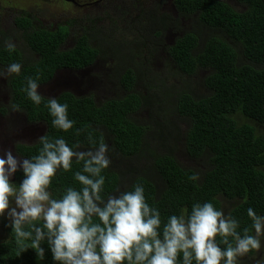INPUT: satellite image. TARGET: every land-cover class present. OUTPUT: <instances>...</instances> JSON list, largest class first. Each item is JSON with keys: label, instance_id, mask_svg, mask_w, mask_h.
<instances>
[{"label": "trees", "instance_id": "16d2710c", "mask_svg": "<svg viewBox=\"0 0 264 264\" xmlns=\"http://www.w3.org/2000/svg\"><path fill=\"white\" fill-rule=\"evenodd\" d=\"M235 1L242 6L241 10L221 0L171 1L178 17L174 25L180 20H190L193 29L178 37L166 52L180 73L191 76L206 71L203 85L208 91L200 99L181 94L176 101V112L187 122L186 153L192 158L206 157L209 169L193 181L190 177L196 173L192 169L182 167L174 156L163 154L152 155L147 171L131 179L124 188L110 167L101 173L105 178L101 196L105 200L109 195L133 191L135 185H142L146 203L160 212L161 230L170 216H178L184 209L190 215L195 203L211 202L220 210L219 196L238 201L228 216L239 221L241 235L244 228L249 229L250 235L255 234L247 215L249 208L257 215H264V134L258 133L253 125L240 124L237 119L243 117L264 125V0ZM163 23L168 24V17ZM13 24L30 54L25 56L17 47L9 51L8 37L0 30V71L12 63L22 65L19 76H4L7 108L18 105L28 123L45 125L42 136L63 138L69 147L79 144L80 148L94 149L103 141L124 156L141 153L146 129L129 117L142 103L141 97L132 92L136 82L133 72L127 70L121 79L122 86L130 92L123 99L97 104L91 96H75L70 92L54 97L68 105V118L74 121L73 128L64 132L52 125L53 117L46 107L48 98L40 105L28 98L26 77L34 80L39 77L40 86L50 81L56 71L91 67L101 52L91 45V35L85 28V33L75 39L70 49L61 50L68 37L66 29L43 28L26 11H20ZM205 31L211 34L204 35ZM89 134L96 141L94 145L89 143ZM41 147L38 139L34 144L17 146L16 150L24 159H31L39 154ZM73 150L77 149L73 147ZM82 169L83 162L76 163L75 159L71 171L58 169L48 189L52 198H61L69 187L79 191L82 185L74 174ZM16 179H24L23 170L16 173ZM94 221L99 222L98 218ZM5 228L7 239L0 243V264H59L53 260L47 240L41 243L43 260L32 248L17 256L11 223H5ZM26 243L30 246L31 242ZM217 243L222 249L226 247L220 244V237ZM178 264H182V254Z\"/></svg>", "mask_w": 264, "mask_h": 264}, {"label": "clouds", "instance_id": "9594fccd", "mask_svg": "<svg viewBox=\"0 0 264 264\" xmlns=\"http://www.w3.org/2000/svg\"><path fill=\"white\" fill-rule=\"evenodd\" d=\"M6 46L9 51L15 47L11 42ZM21 68L20 63H12L0 76H19ZM38 79L26 77L25 89L36 105L44 100L38 92ZM47 100L53 127L64 132L72 129L68 105L56 98ZM11 107L21 110L18 105ZM88 140L96 143L91 134ZM39 143V154L31 159L18 161L11 151L0 158V217L10 218L17 256L32 248L43 260L41 243L47 240L53 260L59 264H178L181 254L182 264H239V258L261 248L264 215H257L252 208L247 215L255 235H250L248 228L241 235L239 221L225 216L211 202L193 204L190 215L184 209L180 215L170 216L161 230L160 212L146 203L142 185L102 198L105 178L101 173L111 164L106 143L101 141L94 150L86 151H74L73 147L81 146L69 147L63 138L47 135L40 137ZM73 159L83 162L82 172L74 174L82 188L69 187L61 198H52L48 190L52 179L58 169L71 171ZM18 167L24 173L19 187L10 182ZM190 179L198 180L199 174ZM217 237L225 248L219 246Z\"/></svg>", "mask_w": 264, "mask_h": 264}, {"label": "rangeland", "instance_id": "374dc122", "mask_svg": "<svg viewBox=\"0 0 264 264\" xmlns=\"http://www.w3.org/2000/svg\"><path fill=\"white\" fill-rule=\"evenodd\" d=\"M171 1L0 0V30L25 56L30 52L13 24L20 11L29 12L37 25L48 30L66 29L68 37L61 50L70 49L79 35L88 32L91 45L101 52L91 67L79 71L59 70L50 81L38 86V92L44 98L70 92L75 96H91L97 104L123 99L130 93L122 86L124 73L130 70L136 76L132 92L141 97L142 103L129 117L134 124L146 129L142 152L124 156L108 145L109 167L118 175L121 188L147 171L152 155H172L182 167L199 174V178L209 169L206 157L192 158L186 153L187 122L176 112V101L181 94L200 99L208 95V91L203 85L206 71L200 70L191 76L180 73L166 52L178 37L193 29L190 20H180L174 25L178 17ZM221 1L236 10L242 9L235 0ZM166 17L168 24L163 23ZM207 34L211 32L205 31L204 35ZM3 82L4 76H0V158H6L5 153L11 151L22 162L24 158L18 154L17 146L37 142L45 133V125L28 123L21 112L7 108L9 100ZM237 119L240 124L253 125L258 133L264 134V125L243 117ZM19 170L22 168L18 167L10 177V182L17 187L22 182L16 179ZM218 200L225 216L238 203L223 196ZM10 202L15 206L14 201ZM5 223L10 224V218L0 217V243L7 239ZM260 239V250L239 258V264H264L263 236Z\"/></svg>", "mask_w": 264, "mask_h": 264}, {"label": "flooded vegetation", "instance_id": "af4514ba", "mask_svg": "<svg viewBox=\"0 0 264 264\" xmlns=\"http://www.w3.org/2000/svg\"><path fill=\"white\" fill-rule=\"evenodd\" d=\"M173 8V7H172ZM56 29V28H55ZM54 30V29H53ZM62 70H67V69H62ZM57 72V71H56Z\"/></svg>", "mask_w": 264, "mask_h": 264}]
</instances>
